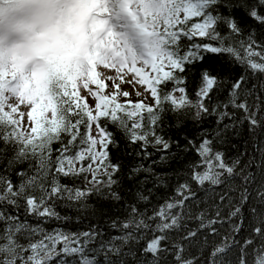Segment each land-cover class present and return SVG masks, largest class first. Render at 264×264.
<instances>
[{
    "label": "snow or ice",
    "instance_id": "1",
    "mask_svg": "<svg viewBox=\"0 0 264 264\" xmlns=\"http://www.w3.org/2000/svg\"><path fill=\"white\" fill-rule=\"evenodd\" d=\"M258 28L264 31V0H0V264H163L168 255L176 264H200L184 256L186 248L205 247L225 224L230 231L219 243L213 239L207 264H264V39ZM245 29L246 37L234 41ZM209 53L224 54L243 70L226 100L211 108L205 101L223 81L203 67ZM101 67L114 69L121 81L125 70L133 74L154 103L120 104L117 96L131 93L114 83L107 95L96 91L90 106L79 89L81 83L89 91L90 84L107 88ZM193 70L200 79L195 102L184 86ZM186 108L197 119L217 117L211 137L204 131L199 143L189 139L184 147L199 160L186 166L174 194L156 204L165 176L143 163L130 168L131 202L125 200L120 165L109 159L117 141L102 120L147 159L150 145L170 154L172 143L156 129L166 110ZM244 124L254 138L251 151L249 141L232 142ZM228 147L235 157L220 150ZM81 178L83 188L75 184ZM92 195L120 205L123 218L68 228L72 217L57 209L86 208ZM193 205L196 229L186 224ZM249 208L254 220L241 243L237 235Z\"/></svg>",
    "mask_w": 264,
    "mask_h": 264
},
{
    "label": "trees",
    "instance_id": "2",
    "mask_svg": "<svg viewBox=\"0 0 264 264\" xmlns=\"http://www.w3.org/2000/svg\"><path fill=\"white\" fill-rule=\"evenodd\" d=\"M243 24L247 25L250 23L246 19H243ZM258 34L260 39H264V31H261L259 28ZM218 31L221 34H226L225 28H219ZM247 35V29H245L244 36L242 37H233V40H239ZM214 43V42H213ZM203 67H207L213 75H218L219 78L223 81V84L214 89L211 94V99L205 101V103L211 108L212 106L221 103L226 100L228 95L229 85L237 78L239 75L243 74L242 68L235 64L228 56L224 54H206L205 62H203ZM251 83V82H250ZM200 85L199 72L193 70L188 74L185 87L187 90L188 97L195 102L196 100V91ZM171 85H169V88ZM168 90V89H165ZM175 94L177 97L180 96V93ZM143 101L145 104H153V99L144 100L137 99L132 103ZM120 104H127L120 100H117ZM128 110H131V105H127ZM237 118L242 116V113L237 112ZM217 117L215 115H202L201 118L197 119L195 116V109L186 108L179 112H173L170 109L166 110L163 114L162 122L160 126L156 129L157 135L164 137L166 140H169L172 143V148L169 150V153L162 151L161 146H149L147 151L151 155L147 159H143L140 156L136 155V152L139 151V145H129L127 139L125 138L122 131L117 129L114 125L111 124L110 120H102V125L107 128L108 131H111L114 134V139L117 141L116 145L109 146V159L113 164L120 165V173L118 177L121 181L122 195L125 200L131 202V198L128 195V190L132 187L131 183L127 181V174L130 168L137 166L141 163L145 167H152L157 174H163L167 179V187L161 188L155 195L153 203H162L163 199L169 195L174 194V188L178 182H183L184 180V170L189 163H195L199 160V157L196 156L195 152L192 150L184 151V147L187 145L189 139L197 140L199 143V138L201 133L207 131L209 136L213 133L214 129L217 127L216 124ZM254 138L250 137L247 131V124H244L241 127V135L234 139L232 142L243 146L244 141H249L248 148L251 151L252 142ZM179 142V147H177L176 142ZM226 153V159L235 157L236 150L228 148H221ZM161 156H166L167 159L164 161L160 160ZM245 159H248L247 157ZM153 161H157L156 164H153ZM87 163V162H85ZM91 179V176L88 177ZM14 182H18L17 178L13 177ZM62 182L71 184L72 181L63 179ZM191 182V181H190ZM75 184L79 187H85V183L82 178L75 181ZM90 187V185H87ZM149 183L147 187H151ZM193 190L198 192V196L207 199L204 197V193L201 192L197 186L192 184ZM87 207L81 208L79 205L73 207H64L61 206L57 210L61 212L62 215H68L72 217V220L69 221L67 227L72 230H86L90 224L101 223L104 224L108 222L110 218L120 217L123 218L125 215L123 208L120 205L114 204L110 199H105L101 196L92 195L87 200ZM253 203H258V201H253ZM143 208V205H139ZM200 208H203V204H200ZM195 205H193V219L186 221L187 227L196 229L198 227V222L195 220L194 215L197 211ZM226 213V209H225ZM245 224L242 227V231L237 235V239L243 240L249 236L250 225L253 223L254 218L250 213V208L245 212ZM220 230V236L215 238L209 237L210 243L203 248L190 247L186 248L184 256L186 258H192L195 256L200 264H207L208 257L212 248L215 246V243L220 242V238L226 235L230 231V225L225 224L223 226H216ZM205 232L207 230H204ZM115 234V233H113ZM213 239L215 243H212ZM258 242V241H257ZM251 251V246L249 247ZM239 253H235L238 255ZM234 256L229 257V259L234 260ZM251 259V257H249ZM163 264H176L172 255H168L164 258Z\"/></svg>",
    "mask_w": 264,
    "mask_h": 264
},
{
    "label": "rangeland",
    "instance_id": "3",
    "mask_svg": "<svg viewBox=\"0 0 264 264\" xmlns=\"http://www.w3.org/2000/svg\"><path fill=\"white\" fill-rule=\"evenodd\" d=\"M98 71L101 72V78L104 79L105 83L108 85L107 88L105 89H98L96 85L94 84H90L89 85V89H91V91L84 89L81 83L80 86V94L83 97H87V103L94 107L95 103L97 102L94 98H93V94L96 91H102L103 94L107 95L111 92H113L114 89V83H120V90L121 91H128L131 93L130 96L125 97L123 95H118L117 96V100H120L124 103H127L128 101L134 102L137 99H144V100H152V97L150 96V94L148 92H145V87L146 86H142L138 83L135 82L134 76L131 73H127V70H125V72L123 73V81H121L118 78V75L116 73V71L114 69H103L102 67L98 69ZM117 77V79L115 81H111L108 80L107 77ZM128 81H133L132 84H129ZM135 88L136 91H139L141 93H143V95H136V91H134L133 89ZM175 94H178L177 92ZM20 111L26 113L28 111V108H26L25 106H20ZM25 123H27V116L25 115ZM93 135H96V129H95V125L93 126Z\"/></svg>",
    "mask_w": 264,
    "mask_h": 264
}]
</instances>
